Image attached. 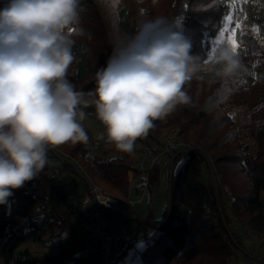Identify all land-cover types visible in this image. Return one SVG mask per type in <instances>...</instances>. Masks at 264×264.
Listing matches in <instances>:
<instances>
[{
    "label": "trees",
    "instance_id": "1",
    "mask_svg": "<svg viewBox=\"0 0 264 264\" xmlns=\"http://www.w3.org/2000/svg\"><path fill=\"white\" fill-rule=\"evenodd\" d=\"M80 26L84 36L75 37L73 53L77 60L69 69L68 78L77 90L85 93L95 88V71L106 66L112 54V20L122 33L134 35L139 21L165 17L182 22L193 40V53L213 50L214 41L232 14L248 30L238 34L237 54L244 71L231 80L220 81L202 72L185 90L192 98L190 105L179 106L146 137L140 138L132 153L118 151L115 146L91 157L94 132L88 145L66 143L53 147L65 156L61 162L49 151V163L38 176L23 187L13 190L8 204L0 205V254L16 256L14 264H99L98 255L82 254L86 241L84 230L72 222L73 210L65 193L51 177L53 166L60 167L66 178L80 192L89 188L74 162L93 185L120 198L130 194L128 173L141 154V145H158L163 139L180 144L166 155L163 168L151 174V184L161 191L160 216L153 217L151 206L144 215L135 209L122 217L138 216L144 222L164 227L168 219V173L171 159L180 151L191 148L190 155L176 159L172 189L171 223L164 230L150 228L134 221L125 240L117 238L119 250L110 264H230L240 255L244 264L258 260L245 256L232 242L221 217L223 210L228 227L236 241L255 258L264 259L260 249L251 247L241 234L249 227L264 237V0H83ZM93 104L85 109L94 113ZM230 105L253 111L256 126L250 135L257 150L242 142L240 128L227 111ZM205 153L214 165L219 182V201L211 181ZM181 163L177 170L178 164ZM77 184V185H76ZM83 189L81 190L80 188ZM162 201V200H161ZM52 203L54 205H52ZM43 214L42 219L36 218ZM110 222L119 223L109 216ZM107 226V224H106ZM109 230V226L107 227ZM146 229V232H142ZM39 230L38 239L56 240L69 233L68 246L58 254L35 256L21 251L28 234ZM144 243L142 248L137 244ZM141 249V250H140ZM133 251V254L130 253Z\"/></svg>",
    "mask_w": 264,
    "mask_h": 264
},
{
    "label": "clouds",
    "instance_id": "2",
    "mask_svg": "<svg viewBox=\"0 0 264 264\" xmlns=\"http://www.w3.org/2000/svg\"><path fill=\"white\" fill-rule=\"evenodd\" d=\"M84 7L83 0H6L0 7V205L44 170L51 148L88 145L86 96L95 98L104 126L97 139L132 153L156 121L191 104L185 86L193 78L206 72L226 81L244 71L230 44L194 54L179 20L143 19L129 35L113 19L112 54L95 71L94 90L79 91L68 73L75 37L86 34Z\"/></svg>",
    "mask_w": 264,
    "mask_h": 264
},
{
    "label": "built area",
    "instance_id": "3",
    "mask_svg": "<svg viewBox=\"0 0 264 264\" xmlns=\"http://www.w3.org/2000/svg\"><path fill=\"white\" fill-rule=\"evenodd\" d=\"M98 135L93 139V151L99 149L103 142L97 139ZM180 146L173 140H168L158 145L144 147L128 173L131 192L127 198L114 196L95 185L92 190L80 192L65 178L60 168L54 167L51 176L66 194L69 206L79 218L86 234L84 249L89 254L98 255L99 264H110L119 250L117 238L125 240L129 236L126 227L119 228L117 235L110 231L103 221L105 214L101 208L112 213L128 214L142 204L148 207L156 205L157 194L151 184V174L163 164L167 154L178 150ZM244 236L248 244L260 249L264 256V237L249 227L244 228Z\"/></svg>",
    "mask_w": 264,
    "mask_h": 264
},
{
    "label": "rangeland",
    "instance_id": "4",
    "mask_svg": "<svg viewBox=\"0 0 264 264\" xmlns=\"http://www.w3.org/2000/svg\"><path fill=\"white\" fill-rule=\"evenodd\" d=\"M5 2H6V0H0V7H3ZM230 17H231V21L229 22V20L226 19L224 28L221 31V32H223V36H221V33H220L218 35V37L215 39L213 49H215L218 45H221V44H225V43L230 44L231 39H235L237 42L238 34H240L241 32L242 33L246 32L247 29L242 25L241 22H239V20L234 15L231 14ZM237 25H238V27H237ZM233 30H235L234 35H233ZM237 45H238V42H237ZM89 104H93V101H90ZM227 111L234 118L237 126L240 128V132L242 135V142L249 144L252 152L255 153L257 150L256 140L250 135V133L255 128V126L257 124L254 118L258 117V115H254V117L252 118V115L254 114L253 111L249 110L247 107H236L233 105H230L228 107ZM86 113L88 115H87V118L83 121L84 127L91 129L94 132V136L102 133L104 131V126L96 118V115L94 113H90V112H86ZM168 140H170V139H168V138L163 139V142H166ZM92 146H93V144H92ZM113 146H114L113 144L107 142V139L105 137V139H103V142H102L100 148L97 150H94L92 152V154H90V156L93 157L96 155H100L103 150L109 149ZM146 146H148V144L141 145V148H144ZM136 160H138V157L136 158ZM162 166L163 165H161V168H163ZM180 166H181V163L178 164V167L176 169L178 170L180 168ZM54 167H57V166H53L52 170L54 169ZM57 168H60V167H57ZM52 170H51V175H52ZM60 170H61V168H60ZM62 173H63V171H62ZM64 176H65V174H64ZM65 178H66V176H65ZM128 180H129V178H128ZM69 181H71V180L69 179ZM80 189L82 190L83 187ZM153 189H154V187H153ZM129 190H130V183H129ZM154 191L157 194V203H156V205L151 206V213H152L153 217H159L160 216V207H161L160 202H162V205H163V199L161 198L162 195H161V191L159 189H154ZM52 205H54V204L52 203ZM148 209H149V207L145 204H142L141 206L136 208V210L138 211V214H140V215H144L148 211ZM114 214H116V213H114ZM35 216L38 220H40V219H42L43 214L40 215V214L36 213ZM103 221H104V223L107 224V227L109 226L110 231H112L116 235H117L118 229L121 227H126L128 232H129V230L131 231V228L134 227L132 224L133 222H130L128 226H121V224H117V223L115 224L113 222H110V224H108L106 217L103 218ZM71 222L79 230H83L81 225H80V220L76 216L75 213L71 218ZM146 231H147L146 229H142V232H146ZM39 233H40V231L37 230V231H33L32 233L28 234L26 242L21 245L20 250L21 251H25V250L30 251L35 256H41V255H49L50 256V255L58 254L60 249L63 246H65V247L68 246L67 243H68V241H70V236H69L68 232H65L63 236L57 237L56 240H50L48 238H44L43 240H40V239H38ZM241 234L245 238L244 231H242ZM143 245H144L143 242L139 243V244H137V248H142ZM82 254L83 255L87 254L85 249L82 250ZM132 254H133V251L130 253V255H132ZM15 261H16V256L7 255L5 253L0 254V264H14ZM244 263H245V259L243 258L242 255H240L237 259H232L230 261V264H244Z\"/></svg>",
    "mask_w": 264,
    "mask_h": 264
},
{
    "label": "water",
    "instance_id": "5",
    "mask_svg": "<svg viewBox=\"0 0 264 264\" xmlns=\"http://www.w3.org/2000/svg\"><path fill=\"white\" fill-rule=\"evenodd\" d=\"M51 154L56 157L58 160H60L61 162H65L66 158L64 155H62L61 153H59L58 151H56L54 148L50 149ZM192 153V149L191 148H186L182 151H180L179 153H177L170 162V168H169V173H168V194H167V202H168V219H167V223L164 227H158L153 223H147L144 222L140 217L138 216H132V217H122L119 216L117 214H114L108 210L102 209V212L106 215L111 217L112 219L116 220L117 222L120 223H130V222H134V221H138L143 223L144 225H146L147 227L150 228H155L157 230H164L167 227H169L170 223H171V215H172V211H173V205H172V189H173V182H174V177H175V162L176 159L180 156L183 155H190ZM208 162L209 165V169H210V176H211V181L215 190V196L217 198V200L219 201V182L217 179V174L214 168L213 163L211 162V160L209 159V157L205 154V153H200ZM72 165L75 167V169L77 170V172L79 173V175L81 176V178L84 180V182L87 184L88 188L90 190L93 189V183L90 181V179L81 171V169L74 163L72 162ZM220 213H221V217L223 220V224L225 226V229L227 230L232 242L235 244V246L247 257L249 258H253L254 260H258L259 262H261L262 264H264V260L263 259H259V258H255L252 257L247 250H245L242 246L239 245V243L236 241L234 235L232 234L230 228L227 225L225 216H224V212L222 209H220Z\"/></svg>",
    "mask_w": 264,
    "mask_h": 264
},
{
    "label": "snow or ice",
    "instance_id": "6",
    "mask_svg": "<svg viewBox=\"0 0 264 264\" xmlns=\"http://www.w3.org/2000/svg\"><path fill=\"white\" fill-rule=\"evenodd\" d=\"M227 19L229 20V22L231 21V17L230 16ZM237 27H238V25H237ZM234 33H235V30H233V35H234ZM221 36H223V32H221ZM230 45L232 46L233 50L237 52L238 45H237V42H236L235 39H231L230 40Z\"/></svg>",
    "mask_w": 264,
    "mask_h": 264
},
{
    "label": "crops",
    "instance_id": "7",
    "mask_svg": "<svg viewBox=\"0 0 264 264\" xmlns=\"http://www.w3.org/2000/svg\"><path fill=\"white\" fill-rule=\"evenodd\" d=\"M119 227V226H118ZM251 264H255L254 262L253 263H251Z\"/></svg>",
    "mask_w": 264,
    "mask_h": 264
}]
</instances>
